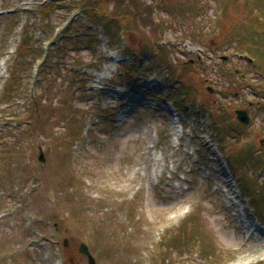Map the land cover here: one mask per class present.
I'll use <instances>...</instances> for the list:
<instances>
[{"label": "rangeland", "instance_id": "374dc122", "mask_svg": "<svg viewBox=\"0 0 264 264\" xmlns=\"http://www.w3.org/2000/svg\"><path fill=\"white\" fill-rule=\"evenodd\" d=\"M262 72L264 0H0V264H264Z\"/></svg>", "mask_w": 264, "mask_h": 264}, {"label": "water", "instance_id": "95a60500", "mask_svg": "<svg viewBox=\"0 0 264 264\" xmlns=\"http://www.w3.org/2000/svg\"><path fill=\"white\" fill-rule=\"evenodd\" d=\"M209 92H211L209 90ZM236 119L237 121L242 124L243 126H247L249 123V116H248V112L246 110L243 111H238L236 112ZM41 151V150H40ZM39 160L43 161V155L42 152H40L39 154ZM66 241H64V246H66ZM79 253L84 256L87 260H88V264H95V260L93 259V257L90 255L88 248L84 245L81 244L78 248Z\"/></svg>", "mask_w": 264, "mask_h": 264}, {"label": "trees", "instance_id": "16d2710c", "mask_svg": "<svg viewBox=\"0 0 264 264\" xmlns=\"http://www.w3.org/2000/svg\"><path fill=\"white\" fill-rule=\"evenodd\" d=\"M82 8V7H81ZM81 8H79L80 10H82ZM88 10V9H87ZM82 11H84V10H82ZM93 13H97V12H93ZM98 14V13H97ZM87 15V14H86ZM97 16H103V15H97ZM88 17H90L89 15H88ZM98 18V17H97ZM99 19V18H98ZM104 28H106V27H104ZM108 29V28H107ZM257 52V51H256ZM257 56L258 57H260L261 58V53H258L257 54ZM262 74H264V72H262ZM218 144H219V142H218ZM218 144H216L217 146H218ZM219 146H220V144H219ZM220 151H221V149H220ZM222 153V152H221ZM249 194V193H248ZM263 202H261V204H262ZM251 204H252V206H253V208H254V210H261L263 207L261 206V204H257L256 203V200H251ZM258 218L257 219H259V222L261 223V224H263V221L261 220L262 219V217L259 215V216H257Z\"/></svg>", "mask_w": 264, "mask_h": 264}, {"label": "flooded vegetation", "instance_id": "af4514ba", "mask_svg": "<svg viewBox=\"0 0 264 264\" xmlns=\"http://www.w3.org/2000/svg\"><path fill=\"white\" fill-rule=\"evenodd\" d=\"M250 107V106H249ZM243 110H245V109H243ZM247 111H248V109H246ZM237 112V111H236ZM236 112H235V115H236Z\"/></svg>", "mask_w": 264, "mask_h": 264}, {"label": "bare ground", "instance_id": "6f19581e", "mask_svg": "<svg viewBox=\"0 0 264 264\" xmlns=\"http://www.w3.org/2000/svg\"><path fill=\"white\" fill-rule=\"evenodd\" d=\"M178 132V131H177Z\"/></svg>", "mask_w": 264, "mask_h": 264}]
</instances>
